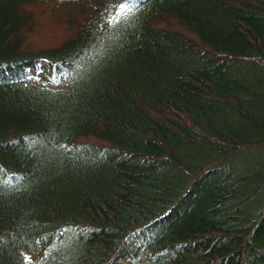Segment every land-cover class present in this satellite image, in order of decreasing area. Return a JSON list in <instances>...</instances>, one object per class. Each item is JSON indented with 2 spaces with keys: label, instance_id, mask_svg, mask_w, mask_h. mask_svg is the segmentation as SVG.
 Returning a JSON list of instances; mask_svg holds the SVG:
<instances>
[{
  "label": "trees",
  "instance_id": "obj_1",
  "mask_svg": "<svg viewBox=\"0 0 264 264\" xmlns=\"http://www.w3.org/2000/svg\"><path fill=\"white\" fill-rule=\"evenodd\" d=\"M21 1L0 0V264H36L25 251L45 255L41 264H89L92 258L95 264H128L170 230L167 242L182 264H264V168L247 175L259 174L255 183L224 176L234 153L249 148L246 137L264 146V0L154 2L146 20L165 23L174 36L150 25L124 30L107 46L124 56L109 62L93 53L107 52L104 40L115 29L101 32L93 25L98 12L88 18L60 14L59 6L47 8L41 0L22 11ZM92 1L113 6L117 15L123 3L141 8L150 0ZM31 11L45 16L47 31L85 29L75 28L80 33L61 42L53 38L51 48L32 47L29 38L37 30H26L24 13ZM248 51L239 60L222 54ZM92 53L95 62L83 67L81 88L87 85L82 79L98 70L114 77L96 76L99 83L80 97L43 100L28 91L37 86L31 73L40 78L43 67L50 71L40 89H64L69 66ZM230 61L247 75L231 76ZM221 107L236 116H221ZM57 114L71 131L67 139L54 132L64 143L55 152L68 168L49 155L56 145L46 119ZM217 137L228 152L215 161L209 156ZM89 150L99 159H85ZM34 153L37 160L30 159ZM72 230L78 245L65 243L67 251L57 255L55 244L72 238Z\"/></svg>",
  "mask_w": 264,
  "mask_h": 264
},
{
  "label": "rangeland",
  "instance_id": "obj_2",
  "mask_svg": "<svg viewBox=\"0 0 264 264\" xmlns=\"http://www.w3.org/2000/svg\"><path fill=\"white\" fill-rule=\"evenodd\" d=\"M37 0H22L21 3H20V6H21V10L23 11L26 3H28L29 6L32 5L33 2H35ZM42 2H45L44 4L47 5V8H49L51 6L52 7H60L58 8L60 10V14H63V11L65 12V14L69 11L71 14H76V16L80 17V14L82 13L83 14V17H86L88 18L90 15H92L91 13L96 11V12H100V14L97 13L98 18H99V22L96 23V24H93L95 26H97L101 32H108L109 31V25H112V28H115L113 30L114 34H109L106 38V40H104V46H105V49L107 48L108 44L115 40L117 37L120 36V34L122 32H124V30H132L134 27H141V26H148L150 25L149 28L153 29H162L164 30L165 32H170L171 33V37L174 36V34L172 33L173 31H167L165 30L164 26L167 27V25L163 22H158L159 25H156L154 24L153 22H149V20H146L147 18V15H145L146 13H148L150 7L149 6H152L153 3L159 1V0H150L147 2L146 5H144L143 7L139 8L137 6H129V5H124L123 3V10H122V6L119 7L118 11H119V14L116 15V10L115 8L110 5L108 6H105L104 4H97L95 2H93L92 0H41ZM63 1H66V2H63ZM64 5H62V4ZM162 3V2H161ZM54 4V6H53ZM38 5V4H37ZM35 5V6H37ZM90 5H95V9H91L89 6ZM34 7V6H33ZM111 8V9H110ZM26 11L29 12L28 8L26 7L25 8ZM24 10V11H25ZM26 17H27V20L29 21L30 25H27V29L26 30H29V26L30 28L34 29V31H38L39 30V24L42 26V29L39 30V33L38 36L36 37V32H35V35H33L34 37L31 36V38H29V42L31 43V46H35V44H39L42 43V44H39V45H42V47H47V48H51L52 46H54V42H53V38H55L56 40H60V39H66V37L70 38L71 39V36H68L69 34L71 35L72 33L74 34L77 27L80 28L81 30H84L85 27H83V25H80V26H76L74 27L73 29L70 28V29H67V30H64L62 33L60 31H47V26H46V22H45V16L43 14H39L37 11H31V13L33 14H30V13H26ZM157 13V11H154V15ZM97 15L95 16V18L97 17ZM61 18V16H60ZM103 19H106V21H102L100 22L101 20ZM95 20V19H94ZM109 21H112L111 23H109ZM160 26V27H158ZM153 27V28H152ZM186 27V26H185ZM76 28V29H75ZM80 29L78 31H76V33H80ZM136 29V28H135ZM187 30H189V28H186ZM70 30V32H69ZM140 30V28L138 29ZM128 32V31H127ZM125 32V33H127ZM72 34V35H73ZM126 38H125V41H126V48L130 47L132 44L130 42V39L128 38L127 35H125ZM62 37V38H61ZM64 37V38H63ZM124 38V37H123ZM58 42H61V40ZM113 43V42H112ZM110 45V44H109ZM119 47V46H118ZM174 48H177V45L174 47ZM186 49V47L184 48ZM178 50V48H177ZM180 50V49H179ZM178 50V51H179ZM181 52H185V50H180ZM116 50L115 49H110L108 50L107 48V52H95L94 50V54H98L100 55L101 57V61H105L107 60V62H109L110 60L114 59V58H120V57H123L124 55L122 54L123 52L118 51L117 49V54H115ZM93 53L92 54H89V56H91L90 58L88 59H83L81 62H76V63H73L71 66H69V73H67L68 76V79H64L62 80V84H64V89L62 90H57L58 89V86L60 85H57V88L55 89L54 87L52 88H49V91H46L44 89H40L39 85H45L44 84V80L45 78L48 77V74H49V69H46V68H41L40 70V73H41V77L40 78H36V75L34 73H31V76H30V82H32V85L36 86V88H32V89H28V91L30 93H35L39 96H42L41 98H38V99H47V97H43V96H51L52 98H55V97H68L70 95H74L76 94L75 96L77 97H80L81 96V91L84 90L85 88H88L89 85H95V84H98L99 83V79H98V83L95 82L94 78L96 76H100V77H104L107 78V77H114L113 75H111L109 72H103V74L101 72V70H98L94 75L93 77L92 76H85L82 80L86 79L87 80V85L86 87H83L81 88V86L79 85L80 84V77L82 75V69L84 67L83 70L87 69V67L90 65V63H94L95 60L93 58ZM224 56H229V57H232V58H238L239 59H243L245 56H249L250 53L249 51L244 53L243 55H238L235 57L227 54V53H223ZM93 60V62H92ZM106 62V61H105ZM81 64V68L80 66L77 68L78 65ZM228 68H230V75L231 76H235L236 78H240L241 80V76H246L247 73H244L242 71V65L241 64H236L234 63L233 61H230L229 63L226 64ZM78 73V74H77ZM103 75V76H101ZM241 75V76H240ZM52 77H54V75L51 74ZM117 80H119L117 78ZM95 82V83H94ZM122 85L124 87H126L123 83ZM17 86H20V87H25V85H17ZM31 86V87H33ZM25 89V88H23ZM26 90V89H25ZM57 90V91H55ZM42 92H46V93H42ZM51 93V94H50ZM220 115L222 116V113L224 115H228L229 113L233 114L236 116L234 110L232 109H229L228 107L226 108H220ZM52 114H50L51 116ZM63 118V115H60V114H57L55 117H52L50 118L49 116H47V119L46 121L48 120V122H50V130H53L50 133V135L52 136V138L49 136V140L50 142H52L54 145H56V147L54 149L51 150L50 152V157L52 158H56V159H59L60 157V154H57L56 149L58 148H63V141L62 140H59L58 138L54 137V132L55 130H58V132H64L65 135V139H67L69 137V133L71 131L70 128H66L64 126H62L63 124L61 123V119ZM233 119L230 115L227 116V121L230 123V124H233L234 122L230 121V119ZM225 126V125H224ZM61 128V129H58V128ZM63 129V130H62ZM225 132H227L229 134V131L227 128H225ZM253 140H254V137L253 138H250L249 137H246L245 141L248 142V146L249 148L247 149H244L243 151H240V152H235L234 153V158L232 161H230V163L228 164V168L226 169L225 171V174L224 176H228V177H233L232 178H237V179H240V177H243L244 176V180L243 182H246V183H249L250 182H256V179H259L261 178L259 174L257 175H254L253 178L251 179H248L247 175L252 173V172H255L257 171L258 167L260 166L261 169L264 168V146L263 147H256L254 144H253ZM216 147H215V150L213 152H210V156L209 158L212 159V160H217V159H220L227 154V150L224 149L221 145H220V139L219 137H217V139L214 141ZM39 146L44 149L46 146L44 145V143L42 142H39ZM54 150V151H53ZM68 152V151H67ZM86 158L87 160H91V161H94L96 159H99V156H97L96 152L93 151V150H89L87 153H86ZM47 155V154H45ZM71 155H74L76 156V154H71ZM84 155V153H83ZM34 160H37V158H39L38 154L37 153H34V155H31L30 156V159H33ZM61 158V157H60ZM65 159V158H64ZM57 164L59 162V160L56 161ZM214 162V161H213ZM57 164L55 166H57ZM60 165H62V167L64 168H68L70 166V164H67L66 162H64V160L61 158V161H60ZM91 166V165H90ZM90 169H92V167H89ZM238 168H243V173L239 176L236 175V172H237V169ZM251 169H252V172H251ZM94 168L91 170L93 171ZM264 171V170H263ZM229 173H231V175H229ZM263 175V174H262ZM59 176V175H57ZM263 179H264V176H262ZM32 179V177H31ZM49 177L44 181L46 183L47 186H45V188L47 189L48 186V183H49ZM255 179V180H254ZM48 180V181H47ZM66 180V179H64ZM64 182H67V181H64ZM217 185V182L215 183ZM224 183H221V185H223ZM236 184V183H234ZM240 186L244 185L242 183H238ZM70 187V186H69ZM53 190V185H52V188H50ZM64 189V188H62ZM260 189V188H259ZM264 189V187H263ZM262 189V190H263ZM193 195H192V198L193 199ZM164 232V231H163ZM171 230L170 231H167L165 233V235H163L161 238H160V241L158 242V244H163V248L164 249H161L159 247L158 244H153V242H149V244L147 245V247L145 248H140L137 252H136V258H134L135 260H133L131 263H128V264H155L156 262L152 259H158L161 257V261L160 262H157V264H182L181 262V257L177 256L176 251H177V248H174L173 245H172V242H167V238L168 237H171L172 234H171ZM163 234V233H162ZM71 237L73 238H67L65 239L66 237H64V239L60 240L58 243H56L55 245V248H53V251L55 250V253H57V255H61V251H64L68 248V245L66 244H71V246H77L78 244H74L75 243V231L72 230L71 233H70ZM168 235V237H167ZM63 236V234H62ZM81 236V235H80ZM160 237V236H159ZM81 238H84L83 236H81ZM156 240V239H155ZM73 242V243H71ZM167 242V243H166ZM66 243V244H65ZM152 244L154 246H152ZM66 245V246H65ZM170 245V246H169ZM177 246L176 247H179L180 243L176 244ZM188 245L190 246V244L188 243H184V246L186 248H188ZM59 247H62V248H59ZM161 250H160V249ZM67 251V250H66ZM71 251V249L69 250ZM98 256H99V253H97ZM68 255H70V253L66 254V257L65 259H71L72 257H68ZM24 256L28 259V261L30 262H33V263H36V264H41V262L45 259V255H40V254H34V253H31V252H28V251H25L24 252ZM90 256H91V253H90ZM92 257V256H91ZM94 259L95 258H92L91 262L89 264H95L94 263ZM86 261V260H85ZM53 262H55V259L53 260ZM59 263V262H58ZM73 263L75 264H84V263H81L80 261H73ZM254 263V262H253ZM260 264V263H258Z\"/></svg>",
  "mask_w": 264,
  "mask_h": 264
},
{
  "label": "bare ground",
  "instance_id": "obj_3",
  "mask_svg": "<svg viewBox=\"0 0 264 264\" xmlns=\"http://www.w3.org/2000/svg\"><path fill=\"white\" fill-rule=\"evenodd\" d=\"M243 173V168H238L237 169V172H236V175L237 176H239V175H241ZM167 174L168 175H174L175 173L174 172H172V171H169V172H167ZM179 186H180V184H179ZM200 187V186H199ZM204 187L203 186H201L198 190H197V192H199L200 190H202Z\"/></svg>",
  "mask_w": 264,
  "mask_h": 264
},
{
  "label": "snow or ice",
  "instance_id": "obj_4",
  "mask_svg": "<svg viewBox=\"0 0 264 264\" xmlns=\"http://www.w3.org/2000/svg\"><path fill=\"white\" fill-rule=\"evenodd\" d=\"M122 10H123V6H122Z\"/></svg>",
  "mask_w": 264,
  "mask_h": 264
}]
</instances>
